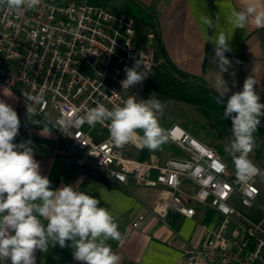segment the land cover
Returning <instances> with one entry per match:
<instances>
[{"label":"built area","instance_id":"built-area-1","mask_svg":"<svg viewBox=\"0 0 264 264\" xmlns=\"http://www.w3.org/2000/svg\"><path fill=\"white\" fill-rule=\"evenodd\" d=\"M155 56L154 32L138 44L136 18L99 4L42 0L40 6L20 14L0 10V85L15 91L23 116L26 101L22 92L42 95L46 103L38 106L43 110L36 117L47 121L56 137L73 148L76 154L71 158L77 165H90L117 185L134 181L164 189L163 203L147 213L167 226L170 211L186 218L195 216L189 201L219 211L224 221L216 232L204 228L202 245L185 243L184 255L189 259L204 264H264V200L255 183L259 175L242 182L236 167L222 161L216 149L178 125L165 131L185 157L160 164L128 154L129 148L144 149L139 135L118 147L110 139L109 122L87 123L89 110L97 104L111 109L143 92L146 78L132 88H122L125 68L141 60L138 70L148 71ZM62 118L69 123L68 131L53 127H60L57 122ZM185 182L196 188L191 196L182 191ZM237 202L260 214V220L236 209ZM146 216H139L126 235L138 230ZM232 217L242 236L227 235V220Z\"/></svg>","mask_w":264,"mask_h":264},{"label":"clouds","instance_id":"clouds-1","mask_svg":"<svg viewBox=\"0 0 264 264\" xmlns=\"http://www.w3.org/2000/svg\"><path fill=\"white\" fill-rule=\"evenodd\" d=\"M42 0H0V10L20 14L35 9ZM258 0H249L245 10L234 12L230 23L244 28L249 17H254L257 27H264V11H259ZM204 25L215 28L209 16L202 17ZM217 17L216 20H218ZM225 31H215L208 42L213 45L211 63L220 75L215 81L219 95L216 103L224 105V97L231 91L223 79L231 61L225 53L232 51ZM142 61L125 68L122 88H132L142 82L149 72L139 71ZM234 77L235 73H231ZM235 86V80L233 81ZM257 81L247 76L242 90L232 93L226 100L223 119L231 120V139L224 151L232 157L238 178L244 182L264 171L255 166L249 156L257 148V137L264 118V103L256 91ZM33 89L36 85L33 84ZM25 98L26 118L33 124V118L40 114L46 103L40 94L22 92ZM165 105L154 95L137 101L128 97L122 105L109 109L103 104L89 110L86 121L90 126L108 123L110 139L122 147L131 142L140 130L142 146L149 151L161 149L168 142V135L160 125ZM61 131H68L66 119L57 122ZM21 121L15 109L0 100V264H36V251L47 252L49 246L68 247L71 241L72 255L80 264H120L121 257L114 252L108 241L123 243L112 212L99 207L100 200L81 191L77 186L64 184L53 189L50 179L41 174L40 163L34 158L31 140L15 143ZM45 130L50 133L47 124ZM264 139V138H262ZM46 221V223H45Z\"/></svg>","mask_w":264,"mask_h":264},{"label":"crops","instance_id":"crops-1","mask_svg":"<svg viewBox=\"0 0 264 264\" xmlns=\"http://www.w3.org/2000/svg\"><path fill=\"white\" fill-rule=\"evenodd\" d=\"M76 1L99 4L115 12L149 19L153 29L146 33L157 32L165 59L173 68L182 74L202 80L217 95L219 92L215 81L220 73L211 63L214 52L212 43L208 42V36H213L216 30L225 31L232 51L225 53L231 61V67L228 72L223 73V79L231 91L223 99L227 100L232 93L242 90L244 79L252 75L257 81L256 91L264 103V27H257L254 17H249L244 28H236L230 23L232 14L245 10L249 0ZM258 3V10L264 11V0H258ZM205 16L213 19L215 28L208 29L203 24L201 18ZM233 72L234 77L231 75ZM0 100L10 104L21 121L19 135L14 142L17 144L26 140L33 142L34 158L40 163L41 174L50 179L52 188L56 189L64 184L78 185L79 190L100 200L99 207H105L112 212L119 225V231L123 234V243L111 240L108 243L113 251L120 255V264H204L185 256L184 245L186 242L202 245L205 242L204 228L216 232L224 221L219 211L208 204L189 201L187 205L195 209V216L186 218L178 212L170 211L166 217L169 225L167 226L159 218L147 213L148 210L163 203L166 197L163 188H149L134 181L117 185L109 182L101 171L90 165L80 167L70 157L74 150L67 142L58 139L50 127L48 129L51 131L48 134L45 127L39 128L19 112V99L15 91L0 85ZM261 125L260 129L264 135V118H261ZM185 130L193 136L189 130ZM59 140L62 141L61 145L57 143ZM47 141H53L55 144ZM166 144L170 148H178L169 140ZM213 148L220 155L219 150ZM128 151L132 149L129 148ZM182 153L166 151L163 160L184 158L185 154ZM252 162L257 164L255 161ZM225 163L235 167L228 158ZM259 165L260 170L264 171V160ZM255 183L261 190V200H264V189L259 184L264 183V177H257ZM195 190L190 182H185L182 189L183 193L189 196L194 194ZM246 213L256 214L253 210H247ZM144 214L147 216L141 227L126 235L127 228ZM227 221V235L242 236L236 231V219L232 217ZM67 244L69 246L65 248H60L58 244L54 247L50 245L47 252L37 250L36 264H80L73 259L71 241Z\"/></svg>","mask_w":264,"mask_h":264},{"label":"trees","instance_id":"trees-1","mask_svg":"<svg viewBox=\"0 0 264 264\" xmlns=\"http://www.w3.org/2000/svg\"><path fill=\"white\" fill-rule=\"evenodd\" d=\"M136 18V32H137V43L141 44L147 35V31L153 29V25L149 19ZM155 32V31H154ZM155 63L148 70L149 74L146 77L145 85L143 90L150 92L160 101H173L183 102L190 104L197 108L199 113L206 118L211 126L218 132L219 138H231V120L223 119V111L226 105H219L216 103L215 97L218 96L213 90L206 85L202 80L192 78L185 74L178 72L173 66L165 59L164 49L158 38L157 32H155ZM34 121L37 123L39 128H44L46 123L39 117H34ZM47 127H49L47 125ZM257 137V148L253 151L254 160L259 165L263 163V152H264V135L262 129L259 128L255 134ZM55 144L53 141H47ZM62 142V141H61ZM58 141V145H61ZM178 148L169 147L166 143L162 145L161 149L155 151H149L144 147L141 151H129V155L136 157L142 161L156 160L162 164L165 162L164 152H175L180 154L182 151H178ZM183 154V153H182ZM167 156V155H166ZM229 161H232V157H228ZM167 160V159H166ZM260 166V165H259ZM254 220H260V214L248 213Z\"/></svg>","mask_w":264,"mask_h":264},{"label":"rangeland","instance_id":"rangeland-1","mask_svg":"<svg viewBox=\"0 0 264 264\" xmlns=\"http://www.w3.org/2000/svg\"><path fill=\"white\" fill-rule=\"evenodd\" d=\"M134 96L137 101H140L141 99L146 100L152 95L150 92L143 90V92ZM161 102L165 105L163 115L160 116L159 119L160 125L163 129H169L174 125H179L182 128L189 130L198 140L210 145L211 147L217 148L220 152L221 160L224 162L227 161V158L230 155L224 151V148L226 144L230 143L231 138H219L218 132L211 126L210 122L199 113L196 107L183 102ZM43 121L51 128V130H53L47 121ZM137 131L138 135L142 137L143 133L140 130ZM75 154V152L72 153L70 157ZM249 159L255 161L253 153L250 154ZM259 184L261 188L264 189V183ZM235 208L243 212L247 211V209L240 203H236Z\"/></svg>","mask_w":264,"mask_h":264}]
</instances>
